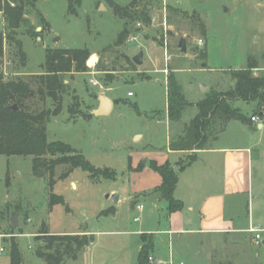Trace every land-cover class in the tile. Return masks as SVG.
<instances>
[{"label": "rangeland", "instance_id": "rangeland-1", "mask_svg": "<svg viewBox=\"0 0 264 264\" xmlns=\"http://www.w3.org/2000/svg\"><path fill=\"white\" fill-rule=\"evenodd\" d=\"M111 1L128 8L133 18L117 15L108 0H82L77 16L68 14L67 0H38L36 10L31 8L26 14L27 23L15 32L14 41L7 40L10 31L0 9L5 81L29 84L34 95L25 108L30 113L60 108L47 123L49 143L70 145L96 168H108L115 174L111 179H92L81 169L60 165L53 176L52 192L49 174L43 178L34 175L33 157L0 155V249H4L0 264H11L12 241L19 245L23 264H47L36 254L38 249L54 252L45 249L46 239L84 234L93 235L94 242L77 260L65 264H136L145 244L143 234H147L146 242H152L150 264H169L171 260L175 264H264V230L258 241L251 233L169 235L167 202L161 199L154 207L142 195L149 181L146 165L136 155L134 176L128 169L129 155L154 148L161 151L167 145V125L152 120L167 113L169 76L192 102L201 84L209 87L206 94L232 89L235 81L231 72L245 69L250 59L257 63L253 74L264 76V0ZM144 9L151 19L148 24L136 17ZM39 13L47 22L43 31ZM123 30L127 36L117 46ZM181 38L187 43L186 54L177 47ZM17 42H21L23 54ZM72 49L89 50L90 57L96 55L99 63L96 69L89 68V57L86 72L73 70L60 76L65 88L58 94L59 103L40 85V77L46 75L47 50ZM141 51L143 64L131 65L129 61ZM41 87L43 93H39ZM128 92L134 97H128ZM100 94L126 98L128 103L110 117L89 121L85 116L96 106L95 96ZM134 105L139 106L142 117ZM233 106L248 116L256 109L240 100ZM195 110L188 107L183 115L188 125ZM134 134L142 139L135 141ZM218 142V146L253 144V187L235 211L228 203L226 218L236 228H247L253 219L254 227L264 229V130L258 124L231 121ZM130 189L141 191L134 202L142 203L144 211H132V202L125 199ZM113 190L120 195L117 204L111 199ZM52 193L63 197L65 205L52 208ZM14 216L18 217L16 228L12 226Z\"/></svg>", "mask_w": 264, "mask_h": 264}, {"label": "trees", "instance_id": "trees-1", "mask_svg": "<svg viewBox=\"0 0 264 264\" xmlns=\"http://www.w3.org/2000/svg\"><path fill=\"white\" fill-rule=\"evenodd\" d=\"M111 4L112 1L108 0ZM38 0H0V9L4 15L7 28L10 34L8 41H14V35L17 30L27 23L26 14L32 8L36 10ZM68 14L77 16L78 9L81 7L82 0H67ZM114 5V4H113ZM117 15H124L132 19L128 8H121L114 5ZM171 10V9H170ZM137 14V13H136ZM136 17L145 24L151 19L149 12L144 9ZM42 31L43 25L47 22L42 14L39 13ZM205 31L203 24H201ZM127 30H123L116 42L120 46ZM5 37L0 32V155L12 157H33V173L38 178H43L46 174L50 175V188L53 192L55 186L54 173L58 166L68 165L72 170L81 169L90 174L92 179L103 177L111 179L115 177L110 169H100L92 165L82 154H79L72 146L62 142H48L47 123L51 115L59 113L58 108L54 112L42 111L40 113H30L25 108L26 101L33 97L34 91L29 84L25 82H6L2 71V59L4 57ZM20 51H22L21 42H17ZM205 51L201 56H205ZM90 57L87 49L72 50H47L46 63L44 65L46 75L40 77V85L44 86L48 95L57 101L59 92L65 88L62 81V75L75 70L79 73L86 72V62ZM131 65L134 62L129 61ZM257 69L256 60L250 59L245 69L231 72L235 81V86L227 91H215L207 94L206 98L197 104L199 113L186 126L183 135L170 144V149L174 151H193L201 150L209 143L218 139L219 134L223 132L228 123L239 121L247 124L252 117L261 114L264 117V76H255L253 71ZM43 93V88L39 89ZM244 101L246 103H255L256 109L252 116L242 113L239 108L233 106L235 101ZM61 103V100H58ZM17 105L18 111L11 109ZM191 104L186 100L180 87L176 84L174 77L168 78V119L172 122L180 121L184 110ZM90 118L91 115L85 116ZM51 156L52 159L46 158ZM195 158L190 156L185 165L193 162ZM151 168L162 177V184L156 188L153 193L159 194L161 199L168 204L170 214L182 211L184 204L174 197V192L178 183V173L169 163L162 166L151 163ZM65 205L63 197L54 193L50 196V206ZM68 210V207H67ZM109 215V214H108ZM145 244L137 257L136 264H150V250L152 242L147 240V234H143ZM94 242L93 235H54L45 240V249L54 251L46 253L38 249L36 254L39 258L46 261L47 264H65L67 260H77L79 253L89 247ZM11 264H23V258L18 243L11 242L10 246Z\"/></svg>", "mask_w": 264, "mask_h": 264}, {"label": "crops", "instance_id": "crops-1", "mask_svg": "<svg viewBox=\"0 0 264 264\" xmlns=\"http://www.w3.org/2000/svg\"><path fill=\"white\" fill-rule=\"evenodd\" d=\"M130 93L132 92H128L127 96L130 98L134 97V94L132 93L130 96ZM198 93L199 94L195 101L192 102L186 99L193 108L197 109L193 114L195 117L199 113L197 104L202 102L207 96V94L201 90H199ZM99 96L109 97L108 95L103 94H100ZM99 96H95L97 104L90 112L91 117L87 118L89 121L95 117L92 115V111L99 108L100 103L97 98ZM109 98L113 102L112 111L109 115L100 117H110L114 114L115 109H120L123 104L128 103L126 98ZM252 104L256 106L255 103ZM133 108L136 109L138 114L142 117V111L140 110L139 106L134 105ZM186 109L182 114L181 120L177 122H172L168 119V110L164 117L155 118L152 120L153 123L156 124H161L164 121L167 125L170 136L168 138L167 145L165 149H162L161 151L154 148L142 153L137 152L129 155L128 169L130 173H132V175L135 174L134 170L136 168L137 155L146 165L145 172H147V176L149 175V181L147 182L145 189H142V195H145V197L149 198L154 207H157L162 201L159 194L153 193L156 188L161 186L162 177L159 173L151 168V163H156L159 166L169 163L171 167L178 173V183L174 192V197L184 204V208L182 211L173 214L168 212L170 227L166 232L169 235L174 233L188 232H195L196 234L200 235L210 233H250L249 230L251 228H256L252 224L253 219H250L247 228H236L234 226V222L229 221L226 218V210L229 203L231 209L235 211L243 195L249 193L253 187V176L251 170V164L253 162V144L250 146H218V137V139L215 140L216 143H209L206 148L201 150H171L170 144L173 141L178 140L183 135L184 130L188 125V123L183 120V115ZM251 116L252 114L250 117ZM195 117H193L192 120ZM259 118L260 123L258 124V127L264 130V121H262L264 117H262L260 114ZM247 124L257 123L252 122L251 120ZM133 137L135 138V141L142 139V135L138 134H134ZM190 156L195 158L193 162L182 167V165L188 162V158ZM115 192L117 191H112V193ZM140 194L141 191L134 193V191L130 189V193L125 198L126 200L132 202V211L134 212L136 210L139 211L138 207L141 206H143L142 211L145 210V207L142 203L134 202L135 198ZM173 225L177 226L178 229L177 227L173 229ZM182 226H186L188 229H184ZM263 230L264 229H262V231Z\"/></svg>", "mask_w": 264, "mask_h": 264}, {"label": "water", "instance_id": "water-1", "mask_svg": "<svg viewBox=\"0 0 264 264\" xmlns=\"http://www.w3.org/2000/svg\"><path fill=\"white\" fill-rule=\"evenodd\" d=\"M38 31H41V28H38ZM58 39H56L57 41ZM178 49L180 50L181 53L186 54L188 51V47H187V43L186 40L184 38H181L178 42L177 45ZM143 58H144V52L141 51L139 52L134 58H133V62L135 65L137 66H141L143 64ZM200 90L202 92H206L208 90V87L204 86V85H200ZM99 100V108L92 111V115L95 117H100V116H107L111 113L112 111V106H113V102L112 100L107 97V96H99L97 97ZM12 110H14L15 112L18 111V106L14 105L11 107ZM110 196H108L109 198ZM111 199L114 201L115 204H117L119 202L120 199V195L118 193H115L111 196ZM12 226L14 228L18 227V217L14 216L12 218ZM86 228V226H85Z\"/></svg>", "mask_w": 264, "mask_h": 264}, {"label": "built area", "instance_id": "built-area-1", "mask_svg": "<svg viewBox=\"0 0 264 264\" xmlns=\"http://www.w3.org/2000/svg\"><path fill=\"white\" fill-rule=\"evenodd\" d=\"M135 39L137 40V38H133V40H135ZM98 63H99V59H98V57H97L96 55H93V56L90 57V59H89V61H88V67L91 68V69H96L97 66H98ZM129 95L131 96L132 93H130ZM251 120H252V122H255V123H257V124L260 123V118H259L258 116H256V117H252ZM138 210H139V211H142V210H143V206L138 207ZM136 220H139V219H136ZM249 232H250L251 234H255V240H256V241H258V240L261 239V232H262V229H260V228H251V229L249 230ZM257 243H258V242H257ZM3 251H4V249L1 248V249H0V253L3 252ZM150 259L152 260V258H150ZM159 263H162V261H159ZM169 264H175V263H174V261L171 260V261L169 262ZM181 264H182V263H181Z\"/></svg>", "mask_w": 264, "mask_h": 264}]
</instances>
